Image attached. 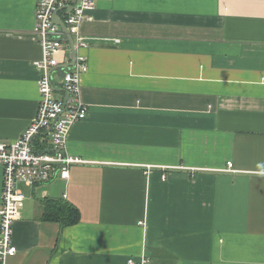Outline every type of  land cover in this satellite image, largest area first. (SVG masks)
<instances>
[{
  "label": "crops",
  "instance_id": "0c3cea01",
  "mask_svg": "<svg viewBox=\"0 0 264 264\" xmlns=\"http://www.w3.org/2000/svg\"><path fill=\"white\" fill-rule=\"evenodd\" d=\"M37 3L0 0L4 144L39 107ZM80 31L87 118L66 152L86 163L18 184L5 264H264V0H97ZM70 56L53 73L60 95ZM3 180L0 165V206ZM60 205L79 223L45 219Z\"/></svg>",
  "mask_w": 264,
  "mask_h": 264
},
{
  "label": "built area",
  "instance_id": "2783aa9c",
  "mask_svg": "<svg viewBox=\"0 0 264 264\" xmlns=\"http://www.w3.org/2000/svg\"><path fill=\"white\" fill-rule=\"evenodd\" d=\"M96 4L97 0H82L80 7L64 20L74 39L77 57L74 66L63 75L61 82L64 94L60 95L53 73L60 65L59 56L64 52L69 53L70 49L64 42L65 34L55 24L53 16L59 8L66 5V0H38L35 34L43 52L42 57L34 62V66L41 71L38 111L20 139L11 144L0 142V165L4 169L0 206V264H5L8 258L14 257L18 252L13 242L14 225L21 217L25 201L18 184L45 183L54 174L59 175L62 180H68L74 165L86 163L82 158L69 155L66 144L71 127L87 118V106L81 98L80 76L89 68L87 58L79 54L87 46L80 27L87 12L94 10ZM44 133H47L46 136L51 141L50 149L36 148V138ZM229 167L232 165L229 164ZM147 263L145 256L139 262L133 259L128 261V264Z\"/></svg>",
  "mask_w": 264,
  "mask_h": 264
},
{
  "label": "trees",
  "instance_id": "16d2710c",
  "mask_svg": "<svg viewBox=\"0 0 264 264\" xmlns=\"http://www.w3.org/2000/svg\"><path fill=\"white\" fill-rule=\"evenodd\" d=\"M45 219L50 221H62L64 226H73L79 223V210L67 205L46 208Z\"/></svg>",
  "mask_w": 264,
  "mask_h": 264
},
{
  "label": "water",
  "instance_id": "95a60500",
  "mask_svg": "<svg viewBox=\"0 0 264 264\" xmlns=\"http://www.w3.org/2000/svg\"><path fill=\"white\" fill-rule=\"evenodd\" d=\"M81 1L82 0H76V3L74 5H66L64 7L59 8L58 11L55 12V14L53 16V20H54L55 24L61 27L62 31L64 32V34L66 36L65 42L69 44L70 49H71V56H70L71 60H70V63L66 64V66L64 67L66 69H69V68L74 66V64L76 62L77 51L75 49L74 39H73L68 27L66 26L64 20L60 17V12L67 11V14H70L72 11H74L75 9L80 7Z\"/></svg>",
  "mask_w": 264,
  "mask_h": 264
}]
</instances>
